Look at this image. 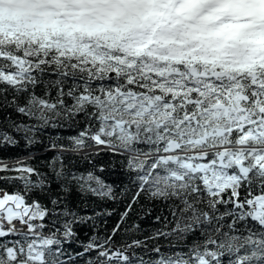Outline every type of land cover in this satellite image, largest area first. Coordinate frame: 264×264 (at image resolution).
<instances>
[{
  "label": "snow or ice",
  "instance_id": "1",
  "mask_svg": "<svg viewBox=\"0 0 264 264\" xmlns=\"http://www.w3.org/2000/svg\"><path fill=\"white\" fill-rule=\"evenodd\" d=\"M0 264H264V0H0Z\"/></svg>",
  "mask_w": 264,
  "mask_h": 264
}]
</instances>
